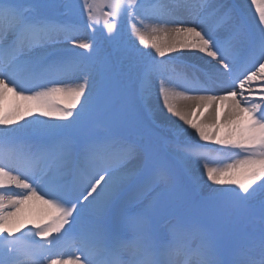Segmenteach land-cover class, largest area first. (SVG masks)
Returning a JSON list of instances; mask_svg holds the SVG:
<instances>
[{
  "label": "snow or ice",
  "instance_id": "6c2138e0",
  "mask_svg": "<svg viewBox=\"0 0 264 264\" xmlns=\"http://www.w3.org/2000/svg\"><path fill=\"white\" fill-rule=\"evenodd\" d=\"M0 264H264V0H0Z\"/></svg>",
  "mask_w": 264,
  "mask_h": 264
},
{
  "label": "bare ground",
  "instance_id": "6f19581e",
  "mask_svg": "<svg viewBox=\"0 0 264 264\" xmlns=\"http://www.w3.org/2000/svg\"><path fill=\"white\" fill-rule=\"evenodd\" d=\"M225 3H232L234 2V0H224ZM249 19H251V17H249ZM178 73L180 72H188L190 71V69L188 70H182L180 68H177L176 70ZM177 91H179V89H177ZM151 118L152 120L157 124V126H159L165 133L168 129V122L165 118V116L163 115V113L159 110L158 106H155L153 108V110L150 112ZM175 119V118H173ZM189 131H192L191 129H189ZM203 143V142H202ZM29 227H31V225H29Z\"/></svg>",
  "mask_w": 264,
  "mask_h": 264
},
{
  "label": "rangeland",
  "instance_id": "374dc122",
  "mask_svg": "<svg viewBox=\"0 0 264 264\" xmlns=\"http://www.w3.org/2000/svg\"><path fill=\"white\" fill-rule=\"evenodd\" d=\"M77 2H78V0H77ZM148 118H149L151 121H153L152 118H151L150 113L148 114ZM153 122H154V121H153ZM154 124H155V130H156V132H158V133H160V134H164V133H165V132H164L159 126H157V124H156L155 122H154ZM175 164H176L177 167H180V166H181L179 161H176Z\"/></svg>",
  "mask_w": 264,
  "mask_h": 264
}]
</instances>
